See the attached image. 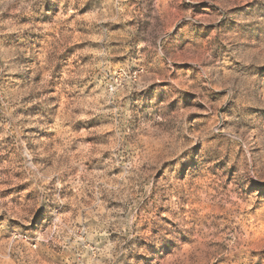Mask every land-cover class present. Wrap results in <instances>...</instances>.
<instances>
[{
    "label": "clouds",
    "instance_id": "9594fccd",
    "mask_svg": "<svg viewBox=\"0 0 264 264\" xmlns=\"http://www.w3.org/2000/svg\"><path fill=\"white\" fill-rule=\"evenodd\" d=\"M0 264H264V0H0Z\"/></svg>",
    "mask_w": 264,
    "mask_h": 264
},
{
    "label": "rangeland",
    "instance_id": "374dc122",
    "mask_svg": "<svg viewBox=\"0 0 264 264\" xmlns=\"http://www.w3.org/2000/svg\"><path fill=\"white\" fill-rule=\"evenodd\" d=\"M69 51H71V49H69Z\"/></svg>",
    "mask_w": 264,
    "mask_h": 264
}]
</instances>
